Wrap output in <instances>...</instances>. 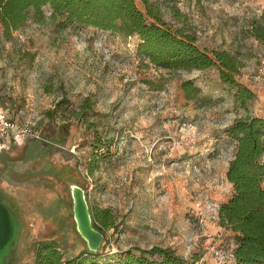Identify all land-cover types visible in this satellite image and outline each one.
I'll return each instance as SVG.
<instances>
[{
  "label": "rangeland",
  "instance_id": "1",
  "mask_svg": "<svg viewBox=\"0 0 264 264\" xmlns=\"http://www.w3.org/2000/svg\"><path fill=\"white\" fill-rule=\"evenodd\" d=\"M177 4L200 46L239 57L237 77L255 92L247 109L264 115V43L248 33L264 0ZM164 15L171 18L168 10ZM137 40L91 25L59 29L35 17L0 39V103L21 121L31 118L36 133L0 146V195L18 221L7 264H32L40 238L57 239L66 254L85 246L73 218L72 183L89 205L115 215L103 249L158 244L195 252L209 264L229 258L233 238L213 214L231 192L225 171L235 142L224 127L245 110L215 68L157 67L137 53ZM184 78L200 86V99L185 98ZM84 97L99 113L88 119H98L104 139L112 137L92 174L86 169L92 130L67 112ZM61 100L63 112L50 118L47 110ZM31 137L50 139L52 147L33 149Z\"/></svg>",
  "mask_w": 264,
  "mask_h": 264
},
{
  "label": "trees",
  "instance_id": "2",
  "mask_svg": "<svg viewBox=\"0 0 264 264\" xmlns=\"http://www.w3.org/2000/svg\"><path fill=\"white\" fill-rule=\"evenodd\" d=\"M178 0H0V39H10L27 19H48L55 27L91 25L127 36L138 37L136 51L157 67L217 70L219 81L231 93L235 104L245 110L224 127L235 142L233 156L225 174L231 192L218 206V222L230 231L233 247L228 259L215 264H264V115L251 114L248 104L255 92L237 77L242 65L239 57L227 48L200 46L188 15ZM168 10L171 18L164 12ZM47 12V13H46ZM249 35L264 43V6L250 20ZM186 99L198 100L201 88L192 78L180 82ZM61 101L47 110L54 118L63 112ZM68 117L85 123L92 130L86 169L93 173L103 154L110 153L112 137H102L98 119L89 120V113L98 116L87 97L77 107L67 109ZM31 148L51 146L47 138L31 137ZM29 148V147H28ZM33 148V149H34ZM104 148V152L101 149ZM30 150V148H29ZM32 150V149H31ZM30 153V151H29ZM30 157H26L28 159ZM56 177L59 175L56 173ZM0 198L5 199L0 195ZM92 225L103 234L117 226L115 215L107 207L89 205ZM32 264H209L195 252L182 255L171 246L153 244L91 250L85 246L66 254L60 242L51 237L40 238L33 245Z\"/></svg>",
  "mask_w": 264,
  "mask_h": 264
},
{
  "label": "water",
  "instance_id": "3",
  "mask_svg": "<svg viewBox=\"0 0 264 264\" xmlns=\"http://www.w3.org/2000/svg\"><path fill=\"white\" fill-rule=\"evenodd\" d=\"M70 193L76 229L85 240L87 247L91 250H96L101 247L103 233L92 225L90 207L84 189L72 183L70 184ZM17 228V216L0 198V264H3L4 258L10 252Z\"/></svg>",
  "mask_w": 264,
  "mask_h": 264
},
{
  "label": "built area",
  "instance_id": "4",
  "mask_svg": "<svg viewBox=\"0 0 264 264\" xmlns=\"http://www.w3.org/2000/svg\"><path fill=\"white\" fill-rule=\"evenodd\" d=\"M31 118L21 121L11 110L0 108V146L10 141L22 142L28 135H35ZM218 218V208L213 214Z\"/></svg>",
  "mask_w": 264,
  "mask_h": 264
},
{
  "label": "crops",
  "instance_id": "5",
  "mask_svg": "<svg viewBox=\"0 0 264 264\" xmlns=\"http://www.w3.org/2000/svg\"><path fill=\"white\" fill-rule=\"evenodd\" d=\"M0 108L9 110L7 106L2 105L1 103H0ZM230 184H231V183H230Z\"/></svg>",
  "mask_w": 264,
  "mask_h": 264
},
{
  "label": "flooded vegetation",
  "instance_id": "6",
  "mask_svg": "<svg viewBox=\"0 0 264 264\" xmlns=\"http://www.w3.org/2000/svg\"><path fill=\"white\" fill-rule=\"evenodd\" d=\"M6 258V257H5ZM5 258H4V262H3V264H7L6 262H5Z\"/></svg>",
  "mask_w": 264,
  "mask_h": 264
}]
</instances>
